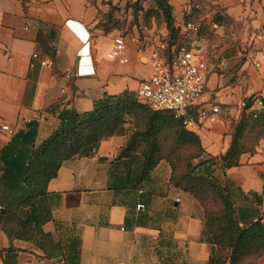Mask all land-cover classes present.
<instances>
[{
    "label": "crops",
    "instance_id": "1",
    "mask_svg": "<svg viewBox=\"0 0 264 264\" xmlns=\"http://www.w3.org/2000/svg\"><path fill=\"white\" fill-rule=\"evenodd\" d=\"M137 1L0 0V125L25 132L36 123L39 144L60 129L67 114L91 112L107 97L127 92L137 99L140 81L153 73L152 51L167 56L178 45L169 46L164 22L146 19V7L134 13ZM166 1L179 37L190 14L201 27L208 115L197 119L191 131L208 155L221 156L230 146L241 102L250 104L246 113L263 106L264 3ZM191 3L199 8H189ZM123 7L132 19L125 34L115 26ZM118 34L125 40V64L107 58ZM212 106L217 113H211ZM130 135H112L89 154L64 160L48 181L51 219L42 229L60 243L61 257L43 259L35 245L11 241L0 230V264L9 247L16 249L13 264L69 259L76 264H208L211 245L202 206L170 184L166 161L143 175L140 151L126 152ZM11 138L0 130V153L9 151ZM220 179L230 188L238 217L250 211L253 220L264 222V138L240 156L238 165L224 169ZM2 200L0 185V206Z\"/></svg>",
    "mask_w": 264,
    "mask_h": 264
},
{
    "label": "trees",
    "instance_id": "2",
    "mask_svg": "<svg viewBox=\"0 0 264 264\" xmlns=\"http://www.w3.org/2000/svg\"><path fill=\"white\" fill-rule=\"evenodd\" d=\"M153 1V18L158 17L160 13L169 31L168 44L170 47L176 46L179 35L173 26L171 7L166 0ZM134 7H137L133 10L136 14L138 10L143 9L142 1L138 0ZM145 16L149 20L147 9ZM188 18L195 21L191 14L185 17ZM166 55L169 57L171 54L168 51ZM262 103L259 112L246 113L245 109L250 104L245 102L238 121L232 126L231 142L227 151L221 156H211L204 151L205 158L189 168L182 177L187 183L175 179L173 168L170 166V184L191 194L203 208L204 234L211 245L208 264H223L226 261L230 264H244L242 259L249 256V250L256 243H262L258 251L264 255V222L251 219L248 223L241 221L240 226L230 190L207 179L213 175L215 165H221L222 169L238 165L240 156L254 150L258 140L264 138V100ZM144 105L127 92L107 97L91 112L82 115L67 114L62 117L60 129L38 145H35L36 123H30L25 132H17L12 136L9 151L0 153V185L3 199L0 206V230L11 241L17 239L35 245L41 250L43 259L61 257L63 251L60 243L42 229V225L51 219V207L46 192L48 181L56 176L64 160L75 155L89 154L103 139L123 133L124 116ZM144 107L149 109L152 115L149 127L157 124L155 115L158 113V118H169L178 124L175 134L179 141L192 143L200 148L199 136L186 129L171 113L156 112L146 105ZM148 141L146 134L134 133L130 136L126 148V152L137 150L142 154L143 175L164 159L154 139L149 143ZM202 154H198L196 158H201ZM205 189L212 194L210 199ZM15 251L12 247L5 250L4 264H13ZM60 264L76 262L69 259Z\"/></svg>",
    "mask_w": 264,
    "mask_h": 264
},
{
    "label": "built area",
    "instance_id": "3",
    "mask_svg": "<svg viewBox=\"0 0 264 264\" xmlns=\"http://www.w3.org/2000/svg\"><path fill=\"white\" fill-rule=\"evenodd\" d=\"M264 3V0H256ZM191 9H198V3H191ZM200 25L194 20L185 19L180 32L179 42L171 55L165 56L158 50L152 51L150 63L153 73L143 78L137 88V99L156 112L171 113L182 125L192 130L197 119L204 118L208 112L203 108L206 64L199 56ZM81 49L78 51V53ZM34 57L37 55L34 54ZM107 58L120 64L128 62L126 45L123 35H115ZM51 62H41L42 65ZM245 102H241L243 107ZM218 107L212 106L211 113H217ZM0 130L12 137L16 128L9 124H1ZM137 209L143 208L138 204ZM34 264V263H27ZM37 264H46L38 260Z\"/></svg>",
    "mask_w": 264,
    "mask_h": 264
},
{
    "label": "rangeland",
    "instance_id": "4",
    "mask_svg": "<svg viewBox=\"0 0 264 264\" xmlns=\"http://www.w3.org/2000/svg\"><path fill=\"white\" fill-rule=\"evenodd\" d=\"M149 1L146 4L145 3L142 4V7L147 8L148 16H150L149 19L152 20L153 17H155L154 13L152 12L155 8V3L154 1H151V0ZM133 8H135V10L137 9V7H133ZM123 9L124 11L120 13L121 8H119V10L117 11L115 15L116 16L115 26L119 33L125 34L128 31L129 25L132 24L131 23L132 19H130V14H129L130 10L124 7ZM129 20H130V24L128 23ZM155 20H156L157 25L163 22V19L161 18L160 13L158 17L155 18ZM133 98L138 103L143 105V103L138 101L136 97L133 96ZM142 108L141 109L136 108L133 111H131L128 115L124 116V120H123L124 123L122 127L123 130L130 131L131 135L134 133L146 134V137L149 140L148 143L154 139L155 145L158 146V148H160L159 149L160 155L164 156V159L162 160L169 163L170 166L173 168V175L175 179L179 180L181 183H187L186 180L182 179L184 174L187 173L189 168L195 166L200 160H203V158H205V155H204L205 149L203 148L201 141H200V148H198L195 144L179 141L176 138V134H175V131L178 128V124L169 118H164V119L158 118L157 117L158 113H156L155 115V118L158 119L157 124H153V126L149 127V120L151 119L152 115H150L149 109H147L146 107H144L143 109ZM35 145H38L37 141L35 142ZM143 145L144 144H142V146ZM201 153H203L202 157L199 159L196 158V156ZM213 168H214L213 175H210L209 177H207V179L210 180L212 183L219 185L220 187H226L230 190L228 185H226V183H224L220 179V175L224 171V169L221 168V165L220 166L215 165ZM205 185L206 184H204V186ZM205 190L209 193V199H210L212 197V194L210 193L208 189H205ZM189 195L192 198H194L191 194ZM211 204L212 203H209V205ZM247 213L248 214L245 218L238 217V221H240L239 223L240 226H242L241 221H245L248 223L251 219H253V217L250 216V211H248ZM261 245L262 243L260 244L256 243L253 246V248L249 250V253H250L249 256H246L245 258H243L242 262L244 264H262L264 262V255L263 253H260L258 251L259 248H261ZM224 252H226V250ZM222 254L225 255V253H222ZM49 264H52V263L50 262ZM56 264H60V263L58 262Z\"/></svg>",
    "mask_w": 264,
    "mask_h": 264
}]
</instances>
